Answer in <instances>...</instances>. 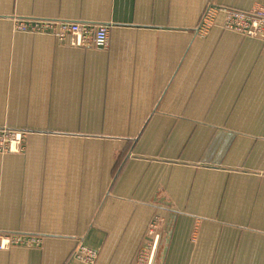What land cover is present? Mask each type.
Masks as SVG:
<instances>
[{
	"label": "crops",
	"instance_id": "crops-1",
	"mask_svg": "<svg viewBox=\"0 0 264 264\" xmlns=\"http://www.w3.org/2000/svg\"><path fill=\"white\" fill-rule=\"evenodd\" d=\"M208 6L212 26L197 28ZM264 0H0V231L40 236L0 264H264V39L222 9ZM109 27V44L12 20ZM3 121L0 119V125Z\"/></svg>",
	"mask_w": 264,
	"mask_h": 264
},
{
	"label": "built area",
	"instance_id": "built-area-1",
	"mask_svg": "<svg viewBox=\"0 0 264 264\" xmlns=\"http://www.w3.org/2000/svg\"><path fill=\"white\" fill-rule=\"evenodd\" d=\"M218 8L208 6L205 10L200 24L197 28L200 36L205 35L213 24L215 14ZM225 12V19L222 23V28L229 31L237 32L248 37H258L264 39V9L261 7L252 8L249 11H238L233 9H222ZM20 26L16 29L23 32H49L48 30H57L58 37L76 36L77 44H91L101 48H106L109 44V27L107 25H87L65 21H51V20H19ZM18 141L16 142V144ZM4 148L7 149L6 146ZM159 219L151 222L148 228L149 243L146 244L139 252L137 257V264H151L156 242L158 239ZM12 236V235H11ZM15 237H8L0 235V249H6L12 245H27L36 246L38 242L29 237H22L21 235ZM86 250L84 254L76 255L77 258H87L85 261L92 263L95 259L96 252Z\"/></svg>",
	"mask_w": 264,
	"mask_h": 264
},
{
	"label": "rangeland",
	"instance_id": "rangeland-1",
	"mask_svg": "<svg viewBox=\"0 0 264 264\" xmlns=\"http://www.w3.org/2000/svg\"><path fill=\"white\" fill-rule=\"evenodd\" d=\"M16 20L17 19L12 20V22H13L12 23V29H17L20 26V23H18L19 21H16ZM0 119L3 121L2 125H0V154L23 153L25 151V148H26V137L29 134V131L25 130V129H19V128L4 126L6 118L0 117ZM17 141H18V143L16 144ZM4 146H6L7 149L4 148ZM0 235H5L8 237H15V238H18L17 236L21 235L22 237H29L31 239H34L38 243L40 242V236L33 235V234H20V233H15V232L5 233V232L0 231ZM81 248L89 249V248H86L85 246H80L79 249L77 250V252L80 251L78 253L79 255L84 254L86 252V250H81ZM89 250H91V249H89ZM92 251H94V250H92ZM77 252H76V255H78ZM154 256L155 255H153L151 264L153 263ZM77 259H79V258H77ZM86 259L87 258H83V259H79V260L86 263V264H95L96 263V256H95V259L92 261V263H88L87 261H85Z\"/></svg>",
	"mask_w": 264,
	"mask_h": 264
}]
</instances>
